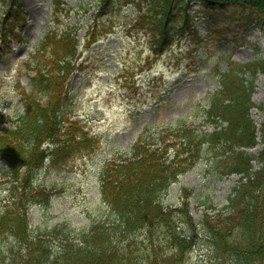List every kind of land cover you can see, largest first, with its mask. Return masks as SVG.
Returning <instances> with one entry per match:
<instances>
[{"label": "trees", "instance_id": "16d2710c", "mask_svg": "<svg viewBox=\"0 0 264 264\" xmlns=\"http://www.w3.org/2000/svg\"><path fill=\"white\" fill-rule=\"evenodd\" d=\"M198 1L210 14L206 19L209 32L214 29L213 19L228 7L241 12L246 28L264 22V0ZM11 2L22 10L21 0ZM102 2L105 7L110 0ZM138 6L136 24L150 34L154 51L165 48L176 35L198 29L191 0H151ZM77 43L70 30L54 41L48 62L37 63L39 68L31 75L33 85L49 94L47 101L24 91L23 114L0 125V154L8 161L14 192L20 191L0 220L1 230L15 237L19 246L0 251V264H187L198 240L197 223L186 198L176 208L164 204L162 198L207 149L219 177L241 174L226 214L218 213L216 222L210 223L214 245L229 255L232 264H264V121L258 126L251 115L255 106L264 111V102L252 100L264 59L229 61L219 70V87L208 93L210 105L205 109L213 130H199L179 119L175 125L143 135L129 153L104 165L101 196L116 214L114 221L96 223L79 237L66 228L33 233L27 206L50 198L49 190L34 187L33 172L63 144L58 140L66 127L63 110L69 93L65 80L74 67ZM45 142L48 147L43 146ZM257 144L262 146L258 154L246 149Z\"/></svg>", "mask_w": 264, "mask_h": 264}, {"label": "rangeland", "instance_id": "374dc122", "mask_svg": "<svg viewBox=\"0 0 264 264\" xmlns=\"http://www.w3.org/2000/svg\"><path fill=\"white\" fill-rule=\"evenodd\" d=\"M22 3L27 21L14 28L10 25V33L2 25L8 5L0 2V121L23 111L21 87L34 89L46 99L29 78L37 59L35 50L44 47L47 52L55 37L67 28L77 31L82 41L78 68L67 85L71 98L66 112L75 121L76 137L70 141L73 151L65 158H50L35 172L37 184L56 190L48 204L35 203L29 208L31 227L38 232L61 225L81 232L96 221L113 220L114 214L100 194L104 164L120 151L129 150L146 129L157 130L180 117L205 127L203 109L208 106L207 93L219 85V68L229 59L245 62L264 58V22L245 31L238 23L240 12L233 7L219 13L213 20L219 29L208 35L203 24L208 14L197 0L191 1L200 17L198 32L175 39L156 57L149 36L135 26L136 5L126 0H112L101 14L100 0ZM93 32L97 40L88 44ZM237 37L243 45L233 41ZM45 55L43 52L40 58ZM256 85L253 98L260 103L264 101V72L258 74ZM252 115L258 124L264 120L258 108L252 109ZM76 126L81 129L76 130ZM81 133L88 136L86 145L80 141ZM259 149L257 146L252 151ZM207 156L181 174L163 198L166 204L178 206L184 188L191 191L190 208L198 221L199 239L188 264H231L229 255L215 247L205 216L215 222L213 217L224 210L239 176L219 178ZM7 168V161L0 156V214L11 195ZM15 245L13 237L0 232L1 250Z\"/></svg>", "mask_w": 264, "mask_h": 264}]
</instances>
